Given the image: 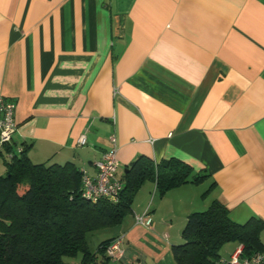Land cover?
I'll list each match as a JSON object with an SVG mask.
<instances>
[{
    "label": "crops",
    "instance_id": "crops-1",
    "mask_svg": "<svg viewBox=\"0 0 264 264\" xmlns=\"http://www.w3.org/2000/svg\"><path fill=\"white\" fill-rule=\"evenodd\" d=\"M0 96L17 126L0 176L26 148L95 177L113 135L121 182L140 157L205 177L164 194L145 179L123 222L89 239L122 237L105 264H175L188 216L215 201L234 223L264 220V0H0ZM145 212L150 229L134 223Z\"/></svg>",
    "mask_w": 264,
    "mask_h": 264
},
{
    "label": "trees",
    "instance_id": "trees-1",
    "mask_svg": "<svg viewBox=\"0 0 264 264\" xmlns=\"http://www.w3.org/2000/svg\"><path fill=\"white\" fill-rule=\"evenodd\" d=\"M12 153L0 176V264H73L78 257L80 264H105L110 261L106 248L116 237L101 241L95 250L89 239L123 222L145 179H153L164 194L205 178L178 160L155 165L140 157L127 169L116 202H93L81 196L80 171L73 164H32L26 148ZM262 232L264 220L234 223L227 208L215 201L188 216L182 242L171 248V255L175 264H225L226 244L238 243L241 256L249 257L262 251Z\"/></svg>",
    "mask_w": 264,
    "mask_h": 264
},
{
    "label": "built area",
    "instance_id": "built-area-1",
    "mask_svg": "<svg viewBox=\"0 0 264 264\" xmlns=\"http://www.w3.org/2000/svg\"><path fill=\"white\" fill-rule=\"evenodd\" d=\"M15 103L0 96V151L12 143L13 135L17 130L14 120ZM110 148L103 154L100 161L95 163L96 175L90 177L85 171H80L81 196L93 202L108 198L116 202L122 182L116 179L118 168L116 139L112 135L109 139ZM79 146L86 144L85 136L77 139ZM134 223L146 229L152 226V219L148 212L134 216ZM122 237H116L106 248V255L111 261H119L123 256L121 248ZM225 264H264V252L255 253L249 257H242L241 251L232 255Z\"/></svg>",
    "mask_w": 264,
    "mask_h": 264
},
{
    "label": "rangeland",
    "instance_id": "rangeland-1",
    "mask_svg": "<svg viewBox=\"0 0 264 264\" xmlns=\"http://www.w3.org/2000/svg\"><path fill=\"white\" fill-rule=\"evenodd\" d=\"M22 190H23V189H20V193L22 192ZM118 237H119V236H118ZM67 260L70 261V259H67ZM74 260H75V259H74ZM74 260H73V262H74ZM71 261H72V260H71Z\"/></svg>",
    "mask_w": 264,
    "mask_h": 264
}]
</instances>
